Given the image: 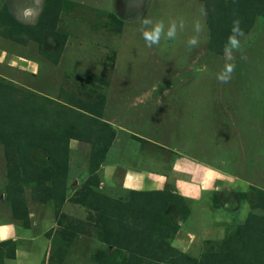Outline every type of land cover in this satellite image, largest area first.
<instances>
[{"label":"rangeland","instance_id":"rangeland-1","mask_svg":"<svg viewBox=\"0 0 264 264\" xmlns=\"http://www.w3.org/2000/svg\"><path fill=\"white\" fill-rule=\"evenodd\" d=\"M33 1L35 5L20 9L22 0H0V84L15 85L49 100L65 101V94L70 93L92 100L98 103V118L114 128L122 125L124 115L129 113L145 115L140 122L144 131L155 122L158 115L154 110H162L161 106L182 110L175 120L180 130L177 145L220 168L221 178L227 180L224 186L233 187L237 201L230 197L228 202H234L235 208L225 204L226 216L218 224L214 222V226L210 223L212 212L203 220L207 222L206 228L200 231L202 225L195 222L196 217L190 211L193 207L179 195L164 189L153 200L155 204H144L141 197L138 200L139 196L119 193V185L105 176L104 165L119 161L122 133L112 134L101 161L100 156L95 157L94 142L70 139L64 198L46 205L37 203L31 198V185L23 186L25 204H39L35 208L37 219L43 216L50 219L49 225L37 224L32 228L33 246H29L27 238H20L27 243L23 253H31L30 264H100L97 258L108 246L106 239L110 236L107 222L123 216L136 227L146 216L152 218L155 223L148 233L161 235L168 256V246L184 252L191 258L188 264H195L205 253L213 257L226 251L221 241L229 237L227 227L245 222L254 210L250 206L255 198L253 189L264 190V18H255L252 30L245 33L247 43L242 52L235 53L232 79L220 83L216 74L223 68L224 55L208 48L207 15L199 16V8L207 0H50L57 19L54 26L50 20L51 28L41 36L43 43L33 36L36 33L33 29L45 0ZM208 1L212 8L214 0ZM6 10L11 14L9 17L20 25L27 23L30 28L22 31L23 27L18 26L19 31L15 32L6 22ZM180 16L186 19L188 27L177 40L169 41L166 47L163 43L161 47L146 46L141 34L142 19L167 21ZM197 18L204 20L207 30L199 47L189 49L186 42ZM43 48L44 54L40 52ZM10 174L7 155L0 143V204H5L3 208L8 206L10 215L16 219L13 208L6 202ZM213 195L209 200L216 201ZM116 206L124 211L116 210ZM139 208L145 211V217L135 219L133 213L129 216ZM256 212L263 214L264 209L258 207ZM18 213L24 215L23 206ZM22 214L20 224L24 227L26 218L23 220ZM172 219H177V227L166 233L168 227L163 224ZM186 231L183 246L176 245L177 238L185 236ZM120 232L126 239L127 228L121 227ZM124 238L118 258L113 257L114 264H128L130 255L145 260L139 246L129 250ZM229 246L231 254L244 250L238 245L236 250L235 245ZM12 247L14 250L16 244Z\"/></svg>","mask_w":264,"mask_h":264},{"label":"trees","instance_id":"trees-1","mask_svg":"<svg viewBox=\"0 0 264 264\" xmlns=\"http://www.w3.org/2000/svg\"><path fill=\"white\" fill-rule=\"evenodd\" d=\"M22 1L23 3L18 5L20 9L34 4L33 0ZM214 3L211 8L207 0L204 7L208 10L207 20L210 29L207 46L216 54L223 53L234 19H240L241 28L244 33H247L252 30L255 18H264V0H214ZM43 5L34 24L37 27L33 29L36 32L33 36H36L41 43H43L41 37L43 32L51 28V23L54 26L57 19V12L51 1L45 0ZM6 12H4L8 16L6 22L15 32L19 31L18 26L23 27L22 31L30 28L27 23L20 25L15 18L9 17L11 14L7 10ZM61 37L63 39V36ZM41 43L40 47H42ZM40 52L44 54V48ZM71 94L73 93L65 94V101H55L47 97H39L36 92H30L24 88L19 89L15 85L11 87L5 83L0 84V143L3 144L5 156L7 155V168L11 172L6 189V202L13 208L17 218H20L22 214H17V211H20L22 206L24 207L25 213L22 214V218L23 220L26 218V223L29 221L27 218L29 207L24 201L23 186L31 185V198L37 203L41 202L46 205L62 200L66 195L64 180L67 173L68 141L88 139L94 142L97 153L95 157L100 156L101 161L110 144L112 134L116 132L113 126L98 118L100 116L98 103ZM17 153L18 156L15 157ZM253 190L255 198L251 199L250 206L254 210L249 212L245 222L227 227L226 232L229 237L221 241L222 249L226 251L213 255V257L211 253H205L202 259L195 264H264V213L256 212L258 207L264 209V190L256 188ZM230 197L235 196L228 191L224 200L228 201ZM140 202L155 204L150 198H143ZM116 210L124 211V208L118 209L116 206ZM132 213L134 218L146 216L142 208L138 211H131L129 216ZM146 217L144 219L146 224L141 219L142 224L138 223L137 227L131 226V222L124 220V216L117 217L116 221L114 218L109 220L106 227L110 234L106 239L108 246L100 252L97 262L114 264L113 257L118 258V250L123 244L121 241L124 236L120 232V228L123 227L127 228L128 233L129 230L133 232L126 234V239H123L125 244H129L128 249L132 251L133 246L138 245L140 252L145 254V260H141L142 257L138 259L137 256L130 255L127 260L128 264H166L170 262L188 264L191 258L178 248L169 247L167 244L170 255L164 252L166 250L163 248L164 242L160 240L161 235L148 233L152 228L151 224L155 223L154 220ZM175 220L164 222L163 227H168L165 228L166 233L177 227ZM230 244L235 245V250L237 245L244 250L240 254L235 251V256V253L228 252ZM231 250L232 247H230ZM210 259L211 261L208 262Z\"/></svg>","mask_w":264,"mask_h":264},{"label":"crops","instance_id":"crops-1","mask_svg":"<svg viewBox=\"0 0 264 264\" xmlns=\"http://www.w3.org/2000/svg\"><path fill=\"white\" fill-rule=\"evenodd\" d=\"M33 64L35 63L33 62ZM156 108L159 109V106ZM161 109L154 110L158 116L155 122L153 121L148 126L149 129L144 131L140 127V122L145 118V115H133V113L124 115L123 124L115 127L117 135L122 133L123 141L119 145H123V150L117 154L119 161H111L104 165V174L110 178L109 181L112 178L113 183L119 185V193H123L125 196L132 194L139 196L138 199L141 197V199L155 200V197L162 194L164 189L179 195L180 199L187 202L190 208L193 207L190 211L196 217L195 222L199 221L202 225L200 231H204L207 222H203V220L210 217L212 212L211 226H214L212 225L214 222L218 224L217 221L226 216L223 207L230 203L224 199L228 191L233 193V187H230L229 184L224 186L227 180L221 178L222 172L219 169L194 157L188 153L189 151L181 149L177 145L176 139L180 135V130L176 128L175 120L182 110L173 111L164 105L161 106ZM117 139L120 142L121 139L119 137ZM117 174L120 176L117 177ZM212 194L216 195L217 203L212 201V198L209 200V196L212 197ZM233 200L237 201L236 196ZM232 203L229 206L230 209L236 206L234 202ZM4 205L0 204V237H2L0 238V258L2 260L0 264H30L31 253L28 252V255L23 253L27 243L23 241L22 243L21 240L27 238L29 246H33L32 240L35 235H32V228L37 224L47 226L50 219L43 216L38 220L35 208L39 204H28L27 218L29 221L23 227L21 226L23 224H20L21 217L14 219L13 215H10L8 206L3 208ZM197 208V211L203 210L205 214L203 211L199 214L196 211ZM181 220H183L182 216ZM179 237L176 245L183 246L184 238L187 240V235ZM20 238L22 239L20 240ZM12 243L16 244L13 255L11 254Z\"/></svg>","mask_w":264,"mask_h":264},{"label":"clouds","instance_id":"clouds-1","mask_svg":"<svg viewBox=\"0 0 264 264\" xmlns=\"http://www.w3.org/2000/svg\"><path fill=\"white\" fill-rule=\"evenodd\" d=\"M207 12L203 5L199 8V16L205 17ZM197 18L192 24V34L188 36L187 47L193 49L199 47L201 43V36L207 30V25L203 19ZM142 28L141 34L147 47L153 46L161 47L167 46L169 41H175L184 33L188 27V22L182 16L171 18L167 21L164 19L153 20L150 18H144L141 21ZM247 43V37L241 28V21L239 18L233 20L230 35L227 38V42L223 48V55L225 63L222 70L216 74V79L220 83H228L235 72V53L242 52L245 44ZM243 58V57H242Z\"/></svg>","mask_w":264,"mask_h":264},{"label":"snow or ice","instance_id":"snow-or-ice-1","mask_svg":"<svg viewBox=\"0 0 264 264\" xmlns=\"http://www.w3.org/2000/svg\"><path fill=\"white\" fill-rule=\"evenodd\" d=\"M0 238H2V237H0Z\"/></svg>","mask_w":264,"mask_h":264}]
</instances>
